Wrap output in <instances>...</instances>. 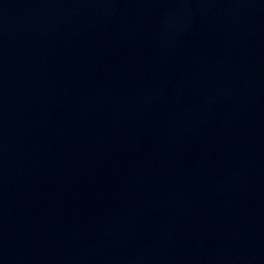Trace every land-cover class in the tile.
<instances>
[{"label": "water", "instance_id": "obj_1", "mask_svg": "<svg viewBox=\"0 0 264 264\" xmlns=\"http://www.w3.org/2000/svg\"><path fill=\"white\" fill-rule=\"evenodd\" d=\"M2 2H3V0H0V5H1Z\"/></svg>", "mask_w": 264, "mask_h": 264}]
</instances>
